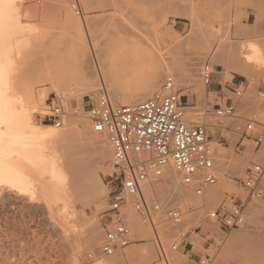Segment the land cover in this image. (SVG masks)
<instances>
[{
    "label": "rangeland",
    "instance_id": "374dc122",
    "mask_svg": "<svg viewBox=\"0 0 264 264\" xmlns=\"http://www.w3.org/2000/svg\"><path fill=\"white\" fill-rule=\"evenodd\" d=\"M21 1L23 9H26L28 5L30 8L31 5L36 11L38 10L39 15L36 17L37 14L33 9L34 15L32 16L36 18L30 17L31 13L28 15V22L35 25L38 22L39 30L36 27L34 32L30 31L29 36L35 37H31L32 42L36 40L33 43L35 46L30 43L33 50L26 51V54L25 51L23 52L25 55L22 56L21 62H25V65H20L18 70L19 81L23 83L28 79L24 82L27 83L31 80L30 83L36 90L44 89L49 92L44 109L40 108L35 113L38 123L53 124L46 122L44 116L48 111V99L56 93L62 96L66 102L67 118L72 115L74 118L86 120L90 129L94 131L92 121L86 111L90 102L98 97L102 83L109 87L111 98L116 106L128 104L115 99L109 81L105 78L101 79V76H98L99 83L96 88L82 90L80 93H76V96L69 91L64 94L60 90L57 91L54 81L47 82L45 80V71L47 74L53 70V67H56L55 64L53 67L51 66L52 62L67 58L71 62L76 58L73 38L70 37L72 35L64 24L68 10L81 19L85 18L88 22L87 28L84 27V35L92 56L91 45L102 54L104 53L103 57L108 66L112 65V69H116L114 63L120 60L125 62L118 76H120V83L127 90L144 85L151 70L162 71L164 77H162L159 86L142 100L160 90L168 76L174 77L176 85L177 81H180L179 75L186 71L188 62H192L193 58L205 56L201 60L198 79L202 85L206 86V101L201 102L198 96L190 91L186 95L188 104L192 105L193 111L186 108V113L192 120L206 122L212 146L216 151L221 147L222 156H216V162L223 168L219 169L218 183L209 188L218 189V198L214 205L206 206L204 201L208 189L204 195L199 196L195 192V185L181 184V176L179 188L188 190L189 195L185 199L175 200L170 205L165 204L159 197H150L144 190L150 202H158L161 206V209L153 216L157 232L149 221H144L137 213V217L144 222L146 229L139 231L132 226L134 242L118 253L126 254L136 247L144 246L146 247L145 252L143 251L136 258L139 264H166L161 254L162 243L167 256L170 257V264H175L174 257H172L174 255L183 258L182 264H199L201 258L212 252V241L219 239L222 232L219 224L210 219L209 212L213 208L224 205L226 209H231L234 202L242 200L245 204V225L228 233L213 264H218L219 258L224 256L225 249L231 243L232 237L247 229L250 219H252V233L233 243L235 248L227 255L225 263H242L248 256L264 259V211L258 212L251 218L250 210V206L253 204L264 205V198H249L243 186V180L247 178L253 165L264 160V144L262 147L256 148L251 140L244 139L242 140L243 145H238L239 136L225 127L229 125L230 119H225L220 126L214 117V105L217 103L225 105L227 102L236 107L237 115L249 116L257 112L264 120V96L261 95L264 90V67H258L252 77L236 73L226 64L227 50L225 48L227 40L238 46H242V43L248 44V41L257 40L264 47V0H193V8L188 10L185 17L177 16L174 13L175 8L183 0H79L81 15L77 14L73 7L72 3L76 0ZM58 4L62 9L57 6ZM256 23H260V27L254 35L250 34V36L248 32L254 29ZM33 26L31 29L34 28ZM227 33L230 34L228 39ZM24 48H26L24 50H29V44ZM207 64L219 76L220 88L223 86L221 92L211 91L210 86L203 82L202 68ZM21 71H24L22 73L26 78L23 76L24 81L21 79ZM173 71L179 75L175 76ZM234 89H241L244 92L243 96L238 97ZM64 95L67 97L65 98ZM77 95L79 97L81 95V101ZM74 109H79V113H73ZM64 125L56 127L63 128ZM78 142L80 141L74 137L72 145L75 147ZM91 152L94 158L92 164L99 175L102 186L100 189L102 188L103 206H101L102 209H97L95 204L89 203L85 184L79 187L83 191L82 194H79L81 200L77 205L79 215L84 218L79 221L81 226L89 219L97 224L101 233L98 244L85 247L80 259H76L72 246L76 243L74 237L77 234L69 232L70 240L64 237L65 232L57 220L61 217L62 212L59 214L55 209L56 216L51 217L44 209L32 208L22 199L7 202L0 200V264H99L103 260H111L118 254L107 256L100 251L105 234L102 223L109 208L106 177L115 170L113 156L102 162L96 159L97 152L95 150ZM163 176L164 173L162 176L151 177V179H162ZM82 182L81 180L80 183L82 184ZM261 185L264 188V174L261 177ZM143 189H145V185ZM200 201L204 206L197 207ZM176 207H180L184 212L179 222L171 220L167 215L168 210ZM190 235L193 236L191 239L193 245L186 246ZM174 244H178L179 249L174 250L172 248ZM91 252L95 254L94 259L88 256Z\"/></svg>",
    "mask_w": 264,
    "mask_h": 264
},
{
    "label": "bare ground",
    "instance_id": "6f19581e",
    "mask_svg": "<svg viewBox=\"0 0 264 264\" xmlns=\"http://www.w3.org/2000/svg\"><path fill=\"white\" fill-rule=\"evenodd\" d=\"M72 4H75V2ZM193 5V0H183L175 8L174 13L177 16L185 17L188 10L193 8ZM22 6L23 2L21 0H0V200L7 202L22 199L32 208L44 209L51 217L56 216L55 209L58 213L62 212L59 213L61 217L57 219L62 227L58 225L63 228L64 237L67 240H70V233L77 234L74 237L76 243L72 248L74 257L80 259L85 247L98 244L101 233L98 226H96L97 224L90 221V219L86 220L82 226L79 224L80 219L84 220L79 215L77 205L81 200L79 194H82L83 191L79 187L83 184L86 185L85 192L89 195V203L95 204L97 209L103 206L101 201L102 188L100 189L102 186L99 175L92 164L94 158L91 151L95 150L97 152L96 159L104 162L108 157L113 156V148L106 133L92 131L86 120L74 118L72 115H70V118H65L63 128H57L55 124L38 123L36 121L35 113L40 108L44 109L49 92L44 89L36 90L30 83L31 80L24 83L28 80L22 74L24 71H21V79L23 80L24 76L26 80H23V83L19 81L20 74L18 70L25 65V62H21L22 56L33 50L30 43L33 46L36 41H31L33 35L29 36V33L30 31L34 32L36 27L39 30L38 22L36 25L32 22L30 24L27 19L29 16L32 18L38 17V10L36 11L31 5V9L28 7L29 5L26 6V9H23ZM57 6L62 9L60 4ZM32 9L37 14L36 17L32 16L34 15ZM66 12L64 24L70 31L71 34H69L73 36L70 37L73 38L76 58L71 62L68 58L56 62L51 61L52 67L54 64L56 65L51 70L53 73L51 74V71H49L46 74L45 71V80L47 82L54 81L57 91L60 90L63 94L69 91L76 96V93L78 94L82 90L96 88L99 83L98 76H101V79L105 78L109 81L116 100L130 104L141 101L159 86L164 74L162 71L151 70L144 85L127 90L120 83V76H118L125 62L120 60L114 63L116 69H112V65L108 66L106 59L103 57L104 53L102 54L98 49H94L93 45H91L92 56L90 46L84 35V27L87 28L88 22L83 17L82 20L75 16L70 10ZM32 25H34L33 29H31ZM259 27L260 23H256L254 29L250 30L248 34L254 35ZM229 33H227V39ZM248 42V44L244 45L242 43V46H238L227 40L225 47L227 50L226 64L229 65V68L234 69L236 73L252 77L258 67H264V47L257 40ZM28 44L30 49L24 50L26 49L24 47ZM24 51L25 54H23ZM204 57L193 58L192 62H188L186 71L181 75L173 71L175 76H180V81L176 83L178 88L176 90L180 89V95H186L193 91L201 102L206 101L207 95L206 86L202 85L198 79L201 60ZM77 97L79 96L77 95ZM79 99L81 101V95ZM186 108L193 111L192 105L188 103ZM74 137L80 141L75 146L77 149L72 145ZM215 142L219 144L217 141ZM216 155L217 157L222 156L221 147L216 151ZM218 167L221 170L223 168V166ZM180 176L181 174L176 170L173 163H170L164 170L162 179L149 178L144 182V190L150 197H159L165 204L170 205L175 200L185 199L189 195L188 190L179 188ZM81 180L83 181L82 184L80 183ZM181 184H183L182 179ZM210 187L212 188V186H209L205 189V192L208 189L204 201L206 206L214 205L219 195L218 189H209ZM128 199L131 201L130 197ZM201 205L203 204L200 201L197 207ZM56 207L60 208L57 209ZM128 210L131 225L139 231L145 230V224L137 217L138 214L133 204ZM250 210L252 218L258 212L264 211V205L253 204L250 206ZM85 219L87 218L85 217ZM251 221L252 219H250L247 229L232 237L231 243L225 249L224 256L219 258L218 264H226L225 258L235 248L233 243L252 233ZM168 231L170 233V230ZM144 250H146L144 246L136 247L126 254L118 253L111 260H103L99 264H139L136 258ZM172 257H174L175 264H182V261H184L182 257H176L175 255ZM167 261V264L171 263L169 262L170 257L167 258ZM231 264H264V259L248 256L244 258L242 263L233 262Z\"/></svg>",
    "mask_w": 264,
    "mask_h": 264
},
{
    "label": "built area",
    "instance_id": "2783aa9c",
    "mask_svg": "<svg viewBox=\"0 0 264 264\" xmlns=\"http://www.w3.org/2000/svg\"><path fill=\"white\" fill-rule=\"evenodd\" d=\"M73 7L77 14H82L78 0ZM214 74L210 65L203 66L202 80L205 84L212 83ZM234 91L238 97L244 94L241 89ZM261 95L264 96V90ZM187 103L188 96L180 95L174 77L168 76L162 88L149 98L118 106L113 103L109 87L102 83L98 97L87 106L86 112L92 121L93 130L106 133L113 147L115 170L106 177L109 208L102 223L105 234L100 246L101 253L112 256L134 242L133 227L128 216L131 204L138 215L144 221H149L156 230L153 216L161 206L147 199L144 182L151 177L162 176L170 163L181 174L184 185H195V192L199 196L204 195L207 187L218 183L217 155L211 143L208 124L190 119L184 105ZM73 113H79V109H74ZM67 116L64 98L53 94L48 99L44 120L61 127ZM214 117L220 126L225 119H230L229 125L225 127L239 136L238 145H243L244 139L251 140L256 148L263 145L264 120L259 113L240 116L237 115L236 107L226 102L225 105H214ZM263 174L264 160L256 162L243 180L249 198H264L261 185ZM183 214L180 207L167 211L169 218L176 222L182 219ZM209 217L219 224L222 232L219 239L212 241V252L201 258L199 264H213L228 233L245 224V204L240 200L234 202L231 209H226L225 205L213 208ZM188 245L192 246L193 242ZM160 248L167 264L168 256L162 243ZM172 248L179 249L178 244ZM88 256L95 258L92 252Z\"/></svg>",
    "mask_w": 264,
    "mask_h": 264
},
{
    "label": "crops",
    "instance_id": "0c3cea01",
    "mask_svg": "<svg viewBox=\"0 0 264 264\" xmlns=\"http://www.w3.org/2000/svg\"><path fill=\"white\" fill-rule=\"evenodd\" d=\"M218 78H219V76L214 74L212 83L209 85L210 86V90L213 91V92H221L223 90V86H221V88H220V82H219ZM192 237H193L192 235L188 236V241L186 242V244L189 243V242H192V240H191Z\"/></svg>",
    "mask_w": 264,
    "mask_h": 264
}]
</instances>
